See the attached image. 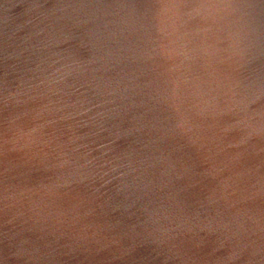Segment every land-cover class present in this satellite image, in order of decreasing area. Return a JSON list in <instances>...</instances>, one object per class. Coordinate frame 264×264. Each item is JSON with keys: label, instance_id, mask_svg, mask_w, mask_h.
I'll use <instances>...</instances> for the list:
<instances>
[{"label": "water", "instance_id": "water-1", "mask_svg": "<svg viewBox=\"0 0 264 264\" xmlns=\"http://www.w3.org/2000/svg\"><path fill=\"white\" fill-rule=\"evenodd\" d=\"M0 264H264V0H0Z\"/></svg>", "mask_w": 264, "mask_h": 264}]
</instances>
